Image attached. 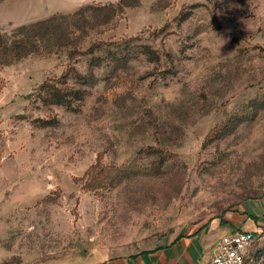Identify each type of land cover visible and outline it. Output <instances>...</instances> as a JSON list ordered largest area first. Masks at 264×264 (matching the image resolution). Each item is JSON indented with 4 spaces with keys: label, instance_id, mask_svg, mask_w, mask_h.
<instances>
[{
    "label": "rangeland",
    "instance_id": "obj_1",
    "mask_svg": "<svg viewBox=\"0 0 264 264\" xmlns=\"http://www.w3.org/2000/svg\"><path fill=\"white\" fill-rule=\"evenodd\" d=\"M118 2L0 0V35ZM86 17L72 54L0 66V264H90L225 217L239 224L227 233L254 234L251 260L264 249V0H141L105 24ZM97 159L149 172L79 180Z\"/></svg>",
    "mask_w": 264,
    "mask_h": 264
},
{
    "label": "trees",
    "instance_id": "obj_2",
    "mask_svg": "<svg viewBox=\"0 0 264 264\" xmlns=\"http://www.w3.org/2000/svg\"><path fill=\"white\" fill-rule=\"evenodd\" d=\"M140 1L119 0L117 5L85 6L74 13L56 15L43 21L21 25L8 35H0V66L9 65L31 54L48 55L67 50V55H70L74 50L71 49L73 46L69 43L70 31L84 30V25L89 22L86 14H90L94 19H98L101 24H105L116 18L125 8L137 6ZM146 52L147 55H150L148 51ZM63 76L64 74L60 78L62 79ZM52 101L65 104L66 95L57 92ZM252 108V105H243L233 117L244 119L248 116L247 112ZM215 130L216 126L210 129L207 137H210ZM147 172H149L148 168L136 165L134 161L118 166H107L103 165L100 159H97L79 180L85 179V183L91 185L108 183L109 187H116L127 175ZM79 180L75 181L78 182ZM253 259L255 262L264 264V249L256 251L251 260L247 252L242 264H255Z\"/></svg>",
    "mask_w": 264,
    "mask_h": 264
},
{
    "label": "crops",
    "instance_id": "obj_3",
    "mask_svg": "<svg viewBox=\"0 0 264 264\" xmlns=\"http://www.w3.org/2000/svg\"><path fill=\"white\" fill-rule=\"evenodd\" d=\"M223 221H214L206 231H197L190 237L175 238L148 251L90 264H209L219 238L227 234L230 227L239 225L228 217Z\"/></svg>",
    "mask_w": 264,
    "mask_h": 264
},
{
    "label": "built area",
    "instance_id": "obj_4",
    "mask_svg": "<svg viewBox=\"0 0 264 264\" xmlns=\"http://www.w3.org/2000/svg\"><path fill=\"white\" fill-rule=\"evenodd\" d=\"M254 241V234L237 231L222 235L212 253L209 264H242Z\"/></svg>",
    "mask_w": 264,
    "mask_h": 264
}]
</instances>
